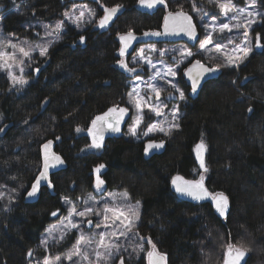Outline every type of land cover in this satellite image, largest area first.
<instances>
[{
	"label": "trees",
	"instance_id": "obj_1",
	"mask_svg": "<svg viewBox=\"0 0 264 264\" xmlns=\"http://www.w3.org/2000/svg\"><path fill=\"white\" fill-rule=\"evenodd\" d=\"M75 3L0 0V23L8 35L33 37L42 30L41 24L61 19ZM87 3L97 19L105 7L121 5V13L104 30L98 29L96 22L83 29L67 27L47 55L37 57L22 89L13 87L0 73V128L4 129L0 132V193H4L0 199V264H38L48 252L67 250L73 237L59 249L50 250L42 246V237L66 212L65 198L78 200L95 191L94 172L101 164L100 178L106 191H127L131 200L141 203L136 229L167 255L168 264H223L227 243L250 249L247 264H264V47L253 49L239 67L221 66L219 77L208 81L196 98L190 95L181 69L177 81L186 99L180 103L179 128L170 135L144 136L151 123L144 116L138 135L132 136L130 117L123 134L108 138L93 150L88 133L91 121L113 106L132 110L128 93L135 75L119 61L135 66L130 56H119V36L130 30L139 34L161 30L167 12L182 10L191 15L201 37L193 3L200 10L212 6L209 0H166L165 7L147 13L139 10V0ZM257 4L264 15V0ZM257 34L264 46L260 17L250 29L253 42ZM81 36L85 38L82 43ZM195 59L212 67L224 63L223 58L210 59L203 52L195 53ZM137 72L146 74L145 70ZM249 108L253 110L249 112ZM149 139L165 140L166 150L147 159L144 148ZM201 139L206 145L207 172L195 158ZM48 141L55 143L66 167L51 175L52 190L43 187L40 199L28 203L26 194L42 169V148ZM178 174L188 179L204 175L212 194L229 197L228 216L220 219L210 203L195 205L181 200L171 188L172 177ZM57 210L58 215L52 216ZM142 243L145 252L139 255L120 253L125 264H147L150 245ZM30 250L34 253L31 257Z\"/></svg>",
	"mask_w": 264,
	"mask_h": 264
},
{
	"label": "snow or ice",
	"instance_id": "obj_2",
	"mask_svg": "<svg viewBox=\"0 0 264 264\" xmlns=\"http://www.w3.org/2000/svg\"><path fill=\"white\" fill-rule=\"evenodd\" d=\"M165 0H139V4L146 8H154L157 4H164ZM209 3L216 5L220 9V13L228 18V22L217 23L215 18L211 24H205L203 27L207 30V35L200 42V51L207 53L213 51L209 48V45H213L214 36L223 35L226 32L231 33L234 29L239 31L243 29L241 36L242 42L237 44L231 37L228 38V43L233 45L230 50H226L227 46L222 43L214 44V51L220 53L223 56V65L217 64L215 67L205 66L200 60H195L191 63V67L186 69V75L191 81V90L195 93L201 80L205 75L215 73L219 71L220 67H239L240 63L248 58L252 53L253 48L248 40L249 30L252 25L257 23L256 17L261 18V22H264V15L259 12L249 11L256 7L257 0H249L244 8H240L233 3V0H209ZM122 6L116 5L113 7H105L104 15L98 21L100 28H105L109 22L116 16L117 12ZM86 8V6H85ZM88 11V23H91V17L95 15L91 10ZM193 11H198L193 3ZM64 16L68 18L73 24L78 27L82 22L86 21L85 11L81 10L78 15H72L69 12H65ZM163 32L152 31L145 32V36H161V35H186L191 40L197 39L196 25L193 23V19L190 15L184 11H177L175 13L169 12L163 18ZM235 22V23H233ZM51 27V31H46V36L55 35L58 39L60 33L65 27L63 20L57 22L54 26H45V28ZM84 36L80 37V42H84ZM123 47L120 48V56H124L128 47L131 46L132 42L137 38L134 33L130 30L124 35L119 37ZM54 43L53 40H46L42 44L35 46L29 44L27 41L19 44L13 43L11 40L0 42V71L6 72L8 78L13 82V87L19 85L23 87L28 83L24 78V66L25 61H30L33 57V52L38 51L40 56H46L49 48ZM256 47H264L261 45V37L259 34L256 36ZM5 49H11L6 51ZM156 51V49H151ZM164 53H161L163 55ZM181 59L180 63H183L184 59L194 55L189 49H183L179 53ZM210 59H216L215 56L209 57ZM176 57H173L175 60ZM139 60H146V63L151 65L155 69V64H152L150 59H146L144 56V49L139 50ZM139 60H136L139 63ZM119 64L122 68L128 72H137L135 67H128V64L120 60ZM15 69L19 70L17 75ZM39 71V69H36ZM177 75L176 69L167 67L162 74L159 70L156 71L155 77L166 80L174 91H169L168 96L172 97L174 93L179 94L181 101L185 100V93L177 87L171 80H167V77H175ZM155 77L153 79H155ZM139 79V77H137ZM147 89L150 90L151 94H154L155 100L153 101L152 95H141L140 86L136 85L132 91L128 93V103L132 105L136 110V115L133 119V123L129 128V132L132 136L138 135V129L144 120V109L147 108L155 116L161 117L164 115V107L162 101H160L162 89L154 83H147ZM253 109L249 108L251 112ZM129 109L127 107L113 106L110 107L102 115L96 116L91 121V127L88 128L89 135L92 136V145L90 147L99 148L104 138L105 131H111L114 133L120 132V123L127 115ZM179 118V107L175 106L171 110V120H161L157 123L150 124L147 126L146 131L143 135L148 136L153 132H161L164 135H170L173 129L179 128L177 120ZM167 125V127H165ZM4 129L0 128V132ZM77 131H81L77 128ZM59 139V137H57ZM52 141H48L43 145L44 159H43V170L40 171L39 175L35 178V182L31 185V190L28 191L27 195L33 197L37 194L40 189L41 182L47 181L48 186L51 187V181L48 180V170L50 167H55L57 164H62L63 160L61 157L52 154L49 155L48 149L50 148ZM164 147V141L160 142H149L144 148L145 154H148L150 150L161 149ZM206 150V145L201 139L200 143L196 145L195 151L197 158L200 161V168L204 172L208 169L205 166L203 153ZM104 168V165H99L96 169V173H100V170ZM204 175H200L199 179L187 180L183 176L172 177L171 183L175 188V191L181 195L191 197L194 200L211 199L215 203L216 211L221 215H225V211L228 207V198L223 193H209L204 186ZM104 181L97 175L96 178V190L99 192L103 191ZM4 197V193H0V199ZM111 202L100 201L97 202L92 195H89L87 199L83 200V210H79L77 204L73 203L69 199L65 198V203L69 204L67 216L61 221L59 227L52 226L48 229V238L42 240V245L47 249L49 247V240L53 243L61 245L70 236L78 233L75 236V242L72 247L63 256L61 255H45L42 261L38 264H63L64 260L71 262V264H112V262L118 258L119 264H125V259L120 253L126 250L125 244L122 243V238L131 243L133 237H138L139 240L145 241L150 245V249L146 251L147 264H167V255L161 253L156 244L151 240L150 237L140 236L136 229V222L139 220V201L135 205L130 203L131 197L127 191L120 193H109ZM119 201V202H117ZM98 204H102V207H98ZM59 210L52 212V216H57ZM75 217H79L80 220H76ZM92 217H96L95 220ZM82 224L89 226L90 234H86L84 229L81 227ZM97 229L98 231H92ZM133 251L139 255L145 252V246L143 243H136L133 246ZM250 251L249 248L244 245H238L234 243L226 244V252L223 257V264H241L244 260L246 253ZM33 251L28 252V256H33ZM244 264H247L246 260Z\"/></svg>",
	"mask_w": 264,
	"mask_h": 264
},
{
	"label": "rangeland",
	"instance_id": "obj_3",
	"mask_svg": "<svg viewBox=\"0 0 264 264\" xmlns=\"http://www.w3.org/2000/svg\"><path fill=\"white\" fill-rule=\"evenodd\" d=\"M233 3L236 6L240 7V8H244L246 6V4L249 3V0H241V2H237L236 0H233ZM85 6H86V8H85ZM211 6H212L211 10H206V9L205 10H200V9H198V11H195V16L197 17V20L199 21V27L201 29V37H200L199 42L196 44L197 46L195 48H191L189 45H187L188 46V48H187L186 46H183L181 43L169 44V45L168 44H163L161 46H156L155 44H143V45H140V46H138L136 48V50L133 52V54L129 58H131V63L135 66L137 71H139V70L144 71L145 70L146 74L142 75V74H139L138 72H132V74L135 75V77L132 80V89H133L134 86L139 85L140 86L141 95H152L153 96V101H154L155 100L154 94H151L150 90L147 89V83L148 82L154 83L158 87L161 88L159 82L162 81V79H160L159 77H155L156 71L159 70L163 74L167 67H172V68L176 69L177 75L175 77H167L166 79L167 80H171L173 83H175L177 85V87H179L182 90V88L180 87V85H179V83L177 81L178 72L182 69V74H183V70L187 67L186 66L185 68H183L184 64H187V62H188L187 65H189L191 62H193L194 55L191 56V57H188L187 59H184L183 63H180V59H181V57L179 55L180 51L183 50V49H189L194 54L197 53V52L202 53L199 50L200 49V42L207 35V31H210V29L206 30L203 27V25L211 24L212 21H213V18H215V21L217 23L228 22V18L223 16L220 13V9L216 5L211 4ZM81 10L85 11L86 21L82 22L79 27L76 24H73L68 18H66L63 15V17L61 19H59V20H56V21H53V22H50V23L41 24L40 26H41L42 30L36 31L34 33L33 37L19 38V37H14V36L8 35V34H6L4 32L3 27L1 26V23H0V42L11 40L13 43L19 44L21 42L27 41L29 44L35 46L37 44L44 43L46 40H53L54 42L59 40L60 36L67 29V27H74V28H77V29H83L87 25H90L93 22L98 23L99 19H97L96 14L93 17H91V20H92L91 23L87 22V20H88V11L87 10H91L92 12L95 13L94 8L87 2H77V3L73 4L70 7V9L68 11H66V12H69L72 15H78ZM249 11H254V12L261 13L257 3H256V7L254 9L250 8ZM258 18H259V16L256 17V20H258ZM61 20H63L65 22V27L62 30V32L60 33L59 38L57 39L55 35L46 36L45 35L46 31H51V27L46 29L45 26H54L57 22H59ZM233 23H235V22H233ZM242 31H243V29H241L239 31L234 29L231 33H227L226 32L223 35H217L216 33H213V36H214L213 45H209V48L213 49V51L207 52L205 54L208 57L215 56V57L223 58L222 54L216 53L214 51V44L217 43V42L222 43V44L227 46L226 50H230L233 47V45L228 43V38L231 37L237 44H239V43L242 42V36H241ZM248 40L250 42L249 46H251V47L253 46L252 47L253 49H259V48L256 47V43L253 42L252 37L250 36V30H249ZM140 49H144V56L146 57V59H150L152 61V64H155V66H156L155 69L151 65L147 64L146 60H139V50ZM151 49H156V51H151ZM5 50L6 51H11V49H5ZM161 53H164V54L161 55ZM174 56L176 57L175 60H173ZM32 57L33 58L30 61H27V60L25 61L24 78L27 81H29V78H28L27 75H28V73L30 74V72H32L34 70L33 69V63L36 61L37 57H44V56H40L39 52L36 51V52H33ZM136 60H139V63H137ZM15 71H16L17 75H19V70L15 69ZM0 73L4 74L8 78L6 72L0 71ZM137 77H139V79ZM154 77H155V79H153ZM9 81H10V83L13 86V82L10 79H9ZM164 81H166V80H164ZM162 83H165V85L163 86L164 92H161L160 101H162L163 104L165 105V107L163 109L164 115L161 116V117H157V116H155L154 113H151L147 108H145L144 109V113H145L144 116L148 117V119L151 120V123H149V125L157 123L158 121H161V120H171V110L175 106L179 107V117H180V113H181V111H180V103L185 101V100L181 101L179 99V94L178 93H174V95L172 97H169L168 96V92L169 91H174V90L171 88V85L168 84L167 82H163L162 81ZM23 87H20L19 85H17L15 88L22 89ZM132 89H131V91H132ZM128 113L131 115V121H130V124L128 125V129H129L130 126L132 125L133 119H134V117L136 115L135 108L132 106V110L131 111L129 110ZM145 117H144V120H145ZM142 123H141V125H142ZM165 127H167V125H165ZM146 129H145V131H146ZM160 133L161 132H153V133H150L148 136H150V138L151 137L153 138L154 136H157ZM99 148H101V147H99ZM99 148L91 147V149H93V150H98ZM103 170H104V168H102L100 170L99 174L94 172V174H95V185H96L97 175L100 176V174L102 173ZM95 185H94L95 191L90 193V194H88L86 197L78 199V200H73V199H69V200L72 201L73 203L77 204L79 210H83V207H84L83 200L87 199V197L89 195H92L97 202H100V201L111 202V198L109 197V193H120V192H123V191H120V190L106 191L104 186H102L103 191L99 192V191L96 190ZM117 202H119V201H117ZM136 202L137 201L130 200V203L133 204V205H135ZM65 207H66V212L64 214H62V215H59L58 216V220H56L54 223L50 224L47 227V230L45 231V233H44V235L42 237V240L48 238V229L49 228H51L54 225L59 227L60 224H61V221L64 219L65 216H67V214H68L67 210L70 207V205L65 203ZM98 207H102V204H98ZM140 214H141V203L139 202V220H140ZM75 219L77 221L80 220L79 217H75ZM92 219L95 220L96 217H92ZM139 220L136 222V225L139 223ZM81 227L84 229L86 234H90L88 225L82 224ZM92 231H98V230L97 229H92ZM76 235H78V233H75L74 235L70 236L66 241L71 239V237H73L75 239ZM66 241H64L63 243H65ZM74 242H75V240H74ZM74 242L72 243V245L74 244ZM121 242L124 243L125 247H126V250H123L121 253L124 254L126 257H130L132 252H133V246L136 243H142V240H139L138 237H133V239H132V241L130 243L129 241L124 240L122 238ZM61 245L55 244L51 240H49V247L47 249L50 250V249H52L51 247H54V248L58 247V249H59V247ZM72 245L69 246L68 249L65 250L64 252L60 253V252H57V251H53V252L51 251V252H48L49 253L48 255H51V256L61 255V256H63L72 247ZM150 247L151 246H149V249H150ZM114 262H112V264H114ZM63 264H71V262H69L67 260H64ZM115 264H119V260H117L115 262Z\"/></svg>",
	"mask_w": 264,
	"mask_h": 264
},
{
	"label": "water",
	"instance_id": "obj_4",
	"mask_svg": "<svg viewBox=\"0 0 264 264\" xmlns=\"http://www.w3.org/2000/svg\"><path fill=\"white\" fill-rule=\"evenodd\" d=\"M76 2H98L99 0H74ZM167 5L166 3V0H165V3L164 4H157L154 8H146V7H143L141 6L139 3H138V8L139 10L143 11V12H147V13H153L155 11H157L158 9L162 8V7H165ZM169 12H177V11H169ZM167 12L166 15L169 13ZM121 13V9L117 12L116 16L113 17V19L109 22V24L105 27V28H100L97 24V28L98 29H107L110 25H112L114 23V21L117 19V17L120 15ZM186 13V12H185ZM188 14V13H187ZM104 15V14H103ZM165 15V16H166ZM189 15V14H188ZM191 16V15H190ZM103 17V16H102ZM101 17V18H102ZM164 23V21H163ZM193 23L196 25V23L194 22L193 20ZM158 32H163L164 31V28L162 26V29L161 30H156ZM196 31H197V39L196 40H191L188 38V36L186 35H183V34H180V35H161V36H145L144 33H134V35L136 36V40L132 42L131 46L127 48L126 52H125V55L124 56H121L123 59H126L127 57L131 56L133 54V52L136 50V48L140 45H143V44H154V43H186L188 45H196L199 40H200V31H199V28L198 26L196 25ZM146 32H152V31H146ZM126 34V33H125ZM124 35V34H122ZM120 37V36H119ZM119 42H120V48L123 47L120 39L118 38ZM119 56H120V50H119ZM201 61V60H200ZM194 62V61H193ZM191 62V63H193ZM191 63L189 65H187V67L183 70V78L185 80V82L187 83V85L190 87V95L194 98H196L199 93L201 92L203 86L210 80H213V79H216L219 77L221 71H217L215 73H210V74H207L205 75V77L201 80V83L200 85L198 86V89L195 93L192 92L191 90V81L189 80L188 76L186 75V69L188 67H191ZM201 63H203L205 66H209V67H212L210 65H208L207 63L201 61ZM130 117L131 115L128 113L127 115L124 116V119L121 121L120 123V132L118 133H114V132H111V131H105L104 132V138H103V141L101 142V145L108 139V138H111V137H115V136H120L121 134H123V132L125 131L127 125H128V122L130 120ZM91 136V135H90ZM91 139H92V136H91ZM161 140H155V139H149L146 141L145 143V147L146 145L149 143V142H160ZM164 141V147L161 148V149H153V150H150L148 154H145V151H144V154H145V157L147 159L153 157L154 155H160L162 154L165 150H166V147H167V143L165 140ZM200 143V142H199ZM196 148V147H195ZM195 151V150H194ZM48 152H49V155L51 156L52 154H55L59 157H61V159L63 160V163L62 164H57L55 167H50L49 170H48V180L51 181V175L54 174V173H57V172H60L62 171L63 169H65L66 167V163L64 161V159L62 158V156H60L56 151H55V143L52 141V144L50 146V148L48 149ZM203 157H204V162H205V159H206V150L205 152L203 153ZM195 158H196V161L198 163V165L200 166V161L199 159L197 158V154H196V151H195ZM43 159H44V149L42 148V169L41 171L43 170ZM205 166H206V163H205ZM203 171V169H201ZM179 176H182L180 174H178ZM177 176V175H175ZM184 177V176H183ZM185 178V177H184ZM187 180H192V179H188V178H185ZM193 179H199V178H193ZM51 185H52V182H51ZM204 186L205 188L208 190L209 193H212L207 185H206V182H205V179H204ZM43 187H49L48 186V182L47 181H42L41 182V186H40V189L39 191L37 192V194L33 197H29L27 194H26V200L28 203H36L39 199H40V194H41V190ZM171 187H172V190L174 193H176L178 195V197L182 200H185V201H188V202H191L193 204H203V203H210L216 214L220 217V218H226L230 212V208H231V203H230V200L228 198L227 195H224L228 198V207L225 211V215L224 216H221L217 211H216V207H215V203L214 201H212L211 199H204V200H194L192 199L191 197H188V196H184V195H181L179 193H177L175 191V188L174 186L172 185L171 183ZM51 190L53 188V186L49 187ZM31 190V189H30ZM29 190V191H30ZM248 258H249V253H246V256L244 257V260L241 261V264H244V261L246 260V262L248 261ZM168 264V263H167Z\"/></svg>",
	"mask_w": 264,
	"mask_h": 264
},
{
	"label": "flooded vegetation",
	"instance_id": "obj_5",
	"mask_svg": "<svg viewBox=\"0 0 264 264\" xmlns=\"http://www.w3.org/2000/svg\"><path fill=\"white\" fill-rule=\"evenodd\" d=\"M155 45H158V44H165V43H154ZM195 61V60H194Z\"/></svg>",
	"mask_w": 264,
	"mask_h": 264
},
{
	"label": "bare ground",
	"instance_id": "obj_6",
	"mask_svg": "<svg viewBox=\"0 0 264 264\" xmlns=\"http://www.w3.org/2000/svg\"><path fill=\"white\" fill-rule=\"evenodd\" d=\"M172 188V187H171ZM229 198V197H228ZM182 200V199H181ZM221 219V218H220Z\"/></svg>",
	"mask_w": 264,
	"mask_h": 264
}]
</instances>
